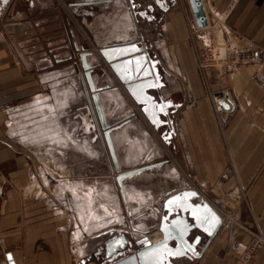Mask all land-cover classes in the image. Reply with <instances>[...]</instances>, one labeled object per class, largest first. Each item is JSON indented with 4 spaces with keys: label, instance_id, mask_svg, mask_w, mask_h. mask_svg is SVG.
<instances>
[{
    "label": "crops",
    "instance_id": "obj_1",
    "mask_svg": "<svg viewBox=\"0 0 264 264\" xmlns=\"http://www.w3.org/2000/svg\"><path fill=\"white\" fill-rule=\"evenodd\" d=\"M203 1L207 28H198L188 0H16L2 11L0 264H9V253L14 264H81L119 229L159 240L161 234H151L163 214L155 194L179 186L196 188L226 218V203L218 200V206L206 193L238 182L253 185L252 208L264 226V59L257 67L224 71L199 65L208 38L226 48L219 63H234L229 47L264 49V0ZM102 19L109 24L94 29ZM123 33L126 38L118 40ZM121 44L136 53L122 74L152 76L143 102L134 100L99 53ZM84 53L121 170L166 162L148 174L153 178L141 179L156 184V193L140 183L127 188L125 199L118 193ZM216 96L232 103L229 119L216 112ZM8 128L9 139L1 134ZM58 155L94 168L104 162L106 173L94 169L93 176L109 179H61L56 195H25L36 160ZM50 174L43 176L48 185ZM237 259L219 232L202 258L175 262L243 264ZM248 264H264V248Z\"/></svg>",
    "mask_w": 264,
    "mask_h": 264
},
{
    "label": "water",
    "instance_id": "obj_2",
    "mask_svg": "<svg viewBox=\"0 0 264 264\" xmlns=\"http://www.w3.org/2000/svg\"><path fill=\"white\" fill-rule=\"evenodd\" d=\"M188 1L198 28L208 27L209 19L204 1ZM13 2L14 0H0V16L3 13L2 11L5 8H9ZM87 3L92 2H82V4L79 3L78 5ZM128 47L129 44L106 46L101 48L99 53L104 61L119 74L121 82H123L125 88L134 100H136V102H143L145 99L143 91L150 85L152 76H148L144 73L141 74L140 77H131L122 74V72H124L125 60L132 55H136L134 51H126ZM81 60L85 70L86 81L92 93V100L95 104L99 122L104 130V137L113 160L116 171L115 180L122 197L125 199L127 197V188L130 189L133 185L137 186V184L142 183L141 179L143 177L148 179L153 178L148 174L166 162L153 163L129 170H121L110 136V126L107 124L106 116L100 102L99 91L94 85L92 77L94 68L87 60V53L82 54ZM222 104L226 109H230L231 107L228 101H223ZM150 186H145L143 189L148 190L150 188V191H153V188ZM190 193H195V195L189 196L186 201L181 202L185 207L169 205L170 200L183 197L185 194ZM201 196L200 191L196 188L186 186H179L176 190L171 192H157L155 198L162 202L161 207L163 212L160 220L155 226V231L158 230L161 234V238L158 241L154 242L148 233L140 234V236L137 237L134 232L119 229L118 235L106 240L103 246L91 258L84 259L81 264H86L91 261L96 264H157L152 254L156 253L164 244L167 245V249L170 252L176 254L165 255L162 264H176L175 260L178 259L195 261L202 258L208 246L219 234L223 225V219L211 203L201 198ZM193 209H199V214L202 217L207 216V222L201 223L200 220L196 219L193 215ZM185 226L187 227V231H184L181 236V232L184 230ZM9 255L12 258V255L9 253L7 259ZM8 261L9 264H14L12 259H8Z\"/></svg>",
    "mask_w": 264,
    "mask_h": 264
},
{
    "label": "rangeland",
    "instance_id": "obj_3",
    "mask_svg": "<svg viewBox=\"0 0 264 264\" xmlns=\"http://www.w3.org/2000/svg\"><path fill=\"white\" fill-rule=\"evenodd\" d=\"M16 0H14V2L11 4L10 8H12V6L14 5ZM118 16V21L116 23V25L121 24V19H119V15ZM122 18V17H121ZM96 24V23H95ZM105 24H109L107 19H102L101 21H99L96 25H93L94 29H98V30H102V26ZM91 34V33H90ZM216 36V35H215ZM118 40L119 39H124L126 38V35H118L117 36ZM89 38L87 39L86 37V43L89 44ZM90 45V44H89ZM223 46L216 45L215 39H207L206 42V47L203 50V52H201V57L202 60L200 62V69L202 70H206L207 68H217L221 71H224L225 68L227 70L229 69H236L239 66L242 65H246V66H255L257 67V65H261L262 61L264 59V56L262 57V60L259 63H236V58L234 63H229L226 64L224 62L219 63L221 59H225V57H221L220 56V48ZM225 50L226 48L223 47ZM251 49L254 47H237V48H233V47H229V51H232L234 56L237 55V51L240 49ZM259 49H262L259 47ZM264 51V49H262ZM227 54V52H226ZM202 64H206V68L202 67ZM223 75V74H222ZM221 81V80H220ZM214 99V98H213ZM12 114V113H11ZM230 116V115H229ZM229 116H225V118L229 119ZM11 118V117H10ZM2 136L9 139V137L11 136V132L10 129H4L1 132ZM48 149V148H47ZM49 149H52V147H49ZM53 152L56 153H61L60 150H55L52 149ZM27 151V149H26ZM42 153L46 152L45 148H42L41 150ZM41 157V156H40ZM61 157V156H60ZM59 155L57 156L56 160L53 159H48V158H39L36 160L35 162V167H33V174L32 177L28 178V182L26 183V192L25 195L30 196V195H35V191H37L41 196L44 197L46 195H56L55 193V186H57L60 183L61 179L64 178H68L71 179L73 181L76 180H101L102 183L107 182L109 178L104 177L101 175V177H96L93 176L92 172L94 169H101V173H106V170L108 169L107 165L102 162L100 167H93L92 164L90 162H82V161H77L74 160L73 158H70L68 156L63 157L62 160L60 159ZM61 165L64 166L65 169H61ZM50 170L55 171L56 175L55 176H51L50 179V185L46 184L44 182L43 176L44 175H51L50 174ZM60 171V172H58ZM62 171V173H61ZM65 172V174H64ZM59 173V174H58ZM71 174V175H69ZM116 173H114L115 175ZM104 175V174H103ZM35 176L37 177V179L35 178ZM96 177V178H94ZM262 179V183H264V177L261 178ZM259 180H257L256 184L259 183ZM158 178H154L152 183H157ZM141 185L143 183H140ZM139 185V184H138ZM143 186L145 187V183L143 184ZM151 188H153V192L156 193L155 187L156 184H151L150 186ZM253 189V185L251 186H246V185H242L241 183H237L234 187L228 189V190H224V191H220V192H216V193H212L209 194V192H207V196L211 198V201H213L214 203H218V200H222L226 203V207L227 210L229 211V214L233 217V218H237L234 221L233 226L232 219H229L230 224H227L226 226H224L222 228V230H220V233L223 235V237H225L226 242H227V248L229 250H232L234 253V256H238V259L241 263L243 264H248L252 261L254 255L256 254V252L262 248H264V244L261 245V247H259L260 245L258 244V237H264V226L260 224V218L258 217V214L254 211V209L252 208V200L254 199V193L251 191ZM118 193L121 195L120 191H118ZM220 202V201H219ZM218 206L219 203L217 204ZM149 220H152V217L148 218ZM260 221V222H259ZM156 226V223L155 225ZM231 227H233V231L230 229ZM155 232V227L153 228L151 234ZM154 234V233H153ZM239 244V245H238ZM238 246H247V248H249L250 250H252V257L250 259H245L244 258V251H236V247Z\"/></svg>",
    "mask_w": 264,
    "mask_h": 264
},
{
    "label": "built area",
    "instance_id": "obj_4",
    "mask_svg": "<svg viewBox=\"0 0 264 264\" xmlns=\"http://www.w3.org/2000/svg\"><path fill=\"white\" fill-rule=\"evenodd\" d=\"M210 25V23H209ZM264 56V51L262 49L259 48H249V49H240L237 51V55H236V63H259L262 60V57ZM203 68H206V64H202ZM226 98H222L219 96L214 97L213 101H214V106H215V110L219 115H225L226 117L229 116L231 113V109H226L222 102L223 101H227L225 100ZM194 188V187H192ZM202 195V194H201ZM203 199H205L203 196L201 197ZM207 200V199H206ZM219 213V212H218ZM221 215V213H219ZM223 215H221L222 217ZM225 217H222L223 219V225L222 228L224 226L227 225V221ZM221 228V230H222ZM258 241H259V247H261L262 244H264V237H258ZM239 245V244H238ZM263 246V245H262ZM237 252L239 251H244V258L245 259H250L252 257V250H250L249 248H247V246H238L235 248Z\"/></svg>",
    "mask_w": 264,
    "mask_h": 264
},
{
    "label": "snow or ice",
    "instance_id": "obj_5",
    "mask_svg": "<svg viewBox=\"0 0 264 264\" xmlns=\"http://www.w3.org/2000/svg\"><path fill=\"white\" fill-rule=\"evenodd\" d=\"M157 111L159 112H164V107L160 106ZM195 195V193H190V194H185L183 197H177L174 200L169 201V205H175L176 207H185L182 201H186L189 196ZM193 215L196 217V219L200 220L201 223H205L208 220L207 216H201L199 214V209H193ZM214 219V218H213ZM187 231V227L185 226L184 230L181 232V236L183 235V232ZM176 253H172L167 249V245L164 244L160 247V249L156 252L153 253L152 256L153 258L157 261V264H162L163 259L165 258V255H175ZM9 260H11V256L9 255L8 257Z\"/></svg>",
    "mask_w": 264,
    "mask_h": 264
},
{
    "label": "bare ground",
    "instance_id": "obj_6",
    "mask_svg": "<svg viewBox=\"0 0 264 264\" xmlns=\"http://www.w3.org/2000/svg\"><path fill=\"white\" fill-rule=\"evenodd\" d=\"M206 28H207V27H206ZM225 52H226V50H225L223 47H221V48H220V53H219L220 56H221V57H225ZM223 95H224V94H223ZM91 96H92V95H91ZM228 97H229V96H228ZM228 97H227V98H228ZM229 104H230V106L232 107V103L229 102ZM233 106H234V105H233ZM231 107H230V108H231ZM61 169H65V168H64V167H61ZM52 172L56 175V172H55V171H52ZM58 172H60V171H58ZM61 173H62V171H61ZM58 174H59V173H58ZM62 174H63V173H62ZM64 174H65V172H64ZM69 175H71V174H69ZM64 179H65L67 182H72L71 179H68V178H64ZM201 197H202V196H201ZM211 205H212V204H211ZM212 206H213V205H212ZM213 207H214V206H213ZM214 208H215V207H214ZM215 209H216V208H215ZM226 218H227L228 220H229V219L234 220V218H233L230 214H226ZM157 232L160 234V232H159L158 230L155 231V232H153L154 234L156 233V235L154 236V238L158 236V233H157ZM153 233H152V234H153ZM154 234H153V235H154ZM160 238H161V237H160ZM160 238H159V239H160ZM156 241H158V240H156ZM154 242H155V241H154ZM89 263H95V262L91 261V262H88V263H86V264H89Z\"/></svg>",
    "mask_w": 264,
    "mask_h": 264
}]
</instances>
